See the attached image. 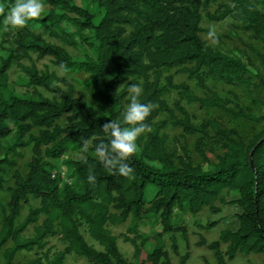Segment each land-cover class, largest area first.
Masks as SVG:
<instances>
[{"label": "trees", "instance_id": "trees-1", "mask_svg": "<svg viewBox=\"0 0 264 264\" xmlns=\"http://www.w3.org/2000/svg\"><path fill=\"white\" fill-rule=\"evenodd\" d=\"M15 2L0 0V5L7 8ZM43 2L50 10L42 19L15 33H10L0 16V190L4 189L6 170L15 168L23 150L31 152L26 174L14 172L13 187L7 190L8 202L1 206L0 253L4 264H15L19 252L44 251L47 240L53 237L60 238L64 249L52 259L44 256L46 264H64L69 255L87 264H129L107 225L129 220L127 232L137 238L139 224L147 217H158L162 227L148 255L149 262L171 264L162 236L176 231L184 235L172 224L174 210L196 215L207 208L217 215V204L240 210L237 229L222 230L218 240L208 246L217 264H227L239 255H264V117L227 107V101L208 89L206 79L245 89L255 87L253 80L264 89V81L250 61L244 63L214 51L200 37L202 12L221 3V15L209 17L210 21L232 18L264 38V0H80L79 5L76 0ZM41 26L63 45L80 50L81 57H72L32 30ZM31 55L51 59L65 75H87L84 88L90 89L92 103H87L64 78L41 73L34 65H22ZM256 56L264 66V55ZM13 66L24 74L17 83L26 88L22 94L9 82ZM172 70L196 81L207 97L200 99L188 86L175 85L171 76L164 75ZM131 84L142 87L140 102L152 104L153 110L146 121L150 131L140 136L138 152L130 158L134 178L128 179L104 168L95 158L94 148L109 140L103 129L106 123H122ZM37 89L51 97H44ZM170 91H176L180 101L217 109L262 128L243 140L231 130L208 125L222 151L211 162L203 151L208 126H195L180 102H176L175 110L170 109L164 100ZM161 112L167 113L172 127L201 137L196 147L204 158L202 165H195L185 148L177 163L168 155L166 140L161 137L167 122H156ZM69 153H81L83 158L65 162L70 173L69 181L64 182L54 174V162ZM93 171L98 182L90 185L87 176ZM149 188L154 196L147 202ZM29 200L37 201L38 206L28 208L24 221L17 224ZM41 216L44 220L38 224ZM83 226L101 251L87 244L81 234ZM29 227L34 235L23 239ZM131 244L138 255L135 240ZM187 259V255L181 257L179 264H186ZM40 263L35 259L29 264Z\"/></svg>", "mask_w": 264, "mask_h": 264}, {"label": "rangeland", "instance_id": "rangeland-1", "mask_svg": "<svg viewBox=\"0 0 264 264\" xmlns=\"http://www.w3.org/2000/svg\"><path fill=\"white\" fill-rule=\"evenodd\" d=\"M76 3L79 5L81 2L80 0H76ZM224 4L226 5L228 3ZM49 10L50 8L45 5L44 14ZM221 13V3L214 4L206 12H202L201 39L214 51L240 59L244 63L250 61L264 81V66L256 56L257 53L264 55V38L257 37L252 32L245 30L243 25L235 22L232 18H226L220 22L209 20V17L220 16ZM210 29L214 30L216 33V44H213L208 37ZM16 30L17 29L10 27V33H15ZM32 30L36 34H40L46 42L65 49L72 57H81L82 52L80 50L63 45L57 38L50 36L45 27H34ZM3 47L9 46L4 45ZM22 65H34L41 73L49 72L57 78H64L73 85L76 93L81 92L84 95V100L87 103H92L90 89L84 88L88 80L87 75L83 73L65 75L53 66L51 59H38L35 55H31L29 60L23 61ZM164 75L165 77L171 76L175 85L183 84L188 86L198 98L204 99L207 97L206 92L197 86L196 81L189 80L187 75L177 72L176 70H172ZM22 79H24V74L17 66H13L9 72V82L19 94L26 91L25 87L17 86V83ZM252 82L255 87L245 89L243 87L227 86L216 79L208 78L206 79V86L212 93H215L222 100L227 101V107L234 108L235 110L242 109L255 117H264V89L260 87L257 81L253 80ZM37 91L46 98L51 97L41 89H37ZM179 99V94L176 91H170L164 96L166 105L172 110H175L174 106L177 104L176 102H180V105L189 115L191 122L197 127L211 124L218 125L221 128L233 131L243 140H247L256 131L262 128L261 125H255L244 119H234L229 114L220 110L203 108L197 103H186ZM174 113L175 116L180 117L177 111H174ZM156 122H167V126L161 132V137L165 138L166 152L175 163L182 157V148H185L187 156L191 158L195 165H202L204 163V158L200 155L196 147L197 142L201 138L199 135H187L180 128L172 127L168 124V115L166 112H161ZM208 135L209 137L205 141V146H203L204 155L207 160L215 162L216 156L221 155L222 151L216 146V138L209 126ZM22 153L23 158L16 160L15 168L6 170L4 189L0 190V227L2 221L1 206L6 205L8 202L7 190L13 187V174L17 171L24 176L27 172V164L30 161L31 152L30 149H25ZM1 158L2 153L0 150V159ZM82 158L83 155L81 153L66 154L62 159L54 162V174L60 176L64 182H68L70 171L65 166V162ZM153 196L154 190L149 188L146 192L145 200L149 202ZM37 206V201L29 200L28 205L24 206L17 224H21L24 221L28 213V208H36ZM217 206L220 208V212L217 215L211 214L207 208L196 215L182 213L178 209L174 210L172 224L176 228H181L184 235H182V232L176 231L162 236L164 250L168 254L171 264H179L181 257L185 255L188 256L186 264H217L213 252L208 249V246L218 240L222 230L229 229L235 231L237 229L238 221L236 215L240 213V210L233 205L220 206L217 204ZM43 220L44 217L41 216L38 224H41ZM210 223H213V226L208 228ZM128 226L129 220L118 225H107V229L116 238L120 254L129 264H151L148 260V255L155 247L156 234L162 231L159 218H144L139 224L137 238L127 232ZM81 234L88 245L97 251L102 250L101 247L90 238L85 226L81 228ZM33 235V228L29 227L23 234V239H31ZM132 240H135L139 248L138 255H136L135 249L131 244ZM202 242L205 243V245H201ZM46 245V248L42 252H19L15 257L14 263L29 264L35 259H40V264H46L44 256L48 259H52L55 254L64 249V244L59 237L49 238ZM222 251H225V246H222ZM263 262L264 255H250L247 257L239 255L233 261L227 262V264H263ZM0 264H4L2 253H0ZM64 264L87 263L80 257L69 255L66 257Z\"/></svg>", "mask_w": 264, "mask_h": 264}, {"label": "clouds", "instance_id": "clouds-1", "mask_svg": "<svg viewBox=\"0 0 264 264\" xmlns=\"http://www.w3.org/2000/svg\"><path fill=\"white\" fill-rule=\"evenodd\" d=\"M44 11L43 0H16L7 8L0 5L3 24L14 29H24L41 20ZM208 37L213 44L217 43L214 30L210 29ZM128 93L129 103L123 114L122 123L110 121L104 125L103 129L107 131L109 140L95 145L94 156L113 175L133 179L130 158L138 152L137 141L140 136L150 131L146 121L153 110V105L140 102L142 87L139 84H131L128 87ZM87 182L90 185L98 182L94 171L88 174Z\"/></svg>", "mask_w": 264, "mask_h": 264}]
</instances>
